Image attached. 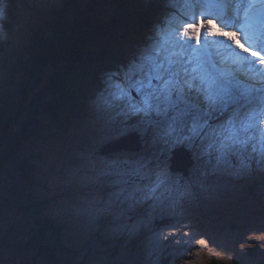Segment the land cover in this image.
Listing matches in <instances>:
<instances>
[{
  "label": "snow or ice",
  "instance_id": "1",
  "mask_svg": "<svg viewBox=\"0 0 264 264\" xmlns=\"http://www.w3.org/2000/svg\"><path fill=\"white\" fill-rule=\"evenodd\" d=\"M182 2L179 22L177 0H152L144 40L102 71L94 91L95 110L140 149L88 160V186L104 208L117 206L133 232L149 227L181 253L208 243L194 228L177 236L172 222L201 177L264 169V0ZM10 4L0 0V21ZM186 157L187 179L176 174ZM157 221L170 235L150 227Z\"/></svg>",
  "mask_w": 264,
  "mask_h": 264
},
{
  "label": "rangeland",
  "instance_id": "2",
  "mask_svg": "<svg viewBox=\"0 0 264 264\" xmlns=\"http://www.w3.org/2000/svg\"><path fill=\"white\" fill-rule=\"evenodd\" d=\"M184 11L182 0H177L176 21H183ZM42 13L39 11L34 14L21 7L17 0H11L7 18L0 21V104L6 102L17 117L24 98L27 101L41 95L49 105V101L61 97L58 93L48 94L47 88L55 83L54 76L58 73L59 66L54 68V63L60 64L66 60L54 62L52 57L45 59L40 56L39 61L43 66L36 68L37 60L30 61L32 51L24 50L28 41L27 30L29 32L31 26L39 23ZM95 89L91 90L85 101L86 112L77 100L79 96H84V90L81 93H69V100H63L65 103L59 105L67 108L68 120L64 122L68 125L66 132L61 130L57 119L62 120L56 112L41 114L39 118L43 134L24 141L17 158L10 161L2 173L0 264H75L82 257L87 259L88 264H104L110 257L109 251L112 254L116 252L113 259L118 260L114 263L112 259L107 264H137L140 260L142 264L146 261L147 264H179L173 254H180V264H264V211L253 212V206L258 208L253 204V199L241 211V196L236 203L233 197V187L237 189L238 185L232 181H249L253 173L264 175V169L257 168L255 164L251 170L238 174L210 176L207 179L201 177L202 183L198 182L191 189L193 196L182 202V207L176 210L172 220L181 225L176 231L177 236L194 228L198 238L203 236L208 240L206 245H193L191 252L181 253L182 246L170 244L167 240L156 242L153 239L154 232L149 227L142 225L133 232L131 224L134 221L119 216L117 206L104 208L98 194L88 186L92 175L88 160L93 156L110 159L115 155L131 152L120 149L103 153V149L116 148L115 140L123 135L119 133L121 125L107 123L95 110L92 103ZM77 116L79 117L73 120ZM18 120L23 121L24 116ZM64 123L62 121L60 124ZM26 156L32 158L31 165L35 175L33 183L27 182L28 185L22 183L24 176L19 171L17 173L20 179H12V174L20 167L21 158ZM192 168L193 165L187 173L178 171L176 174L184 175L187 179ZM255 191L261 197L258 203H264V178ZM26 194H29L32 201L41 202L38 211L35 209L38 204L35 205L34 212L30 210L31 213L21 209L22 198ZM45 204L46 207L43 206ZM240 214L243 217L240 218ZM47 216L57 218L60 222L61 241L67 244L62 254L56 251L50 255L38 252L36 245L40 242L33 241V217L43 219ZM228 224L237 227H227ZM150 227L156 231L163 228V235H170L171 232V229L163 227L158 221ZM137 238L140 239L136 247L130 249L128 240L134 241ZM213 240L216 241L215 245ZM100 245L104 247L98 249ZM115 245L117 248L113 250ZM169 247L173 249V253H168ZM128 253L131 259H127Z\"/></svg>",
  "mask_w": 264,
  "mask_h": 264
},
{
  "label": "trees",
  "instance_id": "3",
  "mask_svg": "<svg viewBox=\"0 0 264 264\" xmlns=\"http://www.w3.org/2000/svg\"><path fill=\"white\" fill-rule=\"evenodd\" d=\"M17 1L21 7L34 14L39 11L43 12L42 16L39 17V23L31 26L29 32L27 30L28 41L24 45V50L25 52H27L26 50L32 51L31 54L29 53L31 55L30 61L37 60L36 68L43 66L39 61L40 56L45 59L52 57L54 62H57L56 60L60 61V59L66 61L60 64L54 63V68L57 65L59 66L57 68L58 73L54 76L56 78L55 83L48 86L47 93H58L61 97L58 96L49 101V105L44 102V97L41 95L34 96L27 101L24 98L23 107L17 111L19 117L24 116V120L21 121L18 120L19 117L13 114V110L9 108L6 102L3 101L0 104V183L2 173L7 169L9 162L17 158L20 149L23 148V142L29 138H38L43 134L39 118L41 114L56 112L63 123L66 122L68 120L67 108L66 106L61 108L59 105L65 103L63 100H69V93L74 91L81 93L84 90V96H79L77 100L85 108V101L90 96L91 90L98 86L102 71L123 61L130 50L144 40L153 19L152 0ZM31 67L34 68L33 65ZM29 72L30 68H28V74ZM33 78L35 79V76ZM84 110L86 112V108ZM78 117L73 118V120ZM57 120L61 130L66 132L68 125L65 123L62 125L60 124L62 121ZM21 159L20 167L12 174V179L15 177L18 180L20 179L17 173L19 171L24 176L22 183L28 185V183H33L35 179L34 169L31 165L32 158L26 156ZM263 178L264 175L253 173L249 181H239L238 183L232 181L233 184L238 185L237 189L233 187V197L235 198L234 203H236L237 198L241 196V211H244V208L251 204V199L255 200L253 204L258 207L255 209L253 206V212L264 211V203H258L261 197L255 191ZM236 195L238 196L236 197ZM37 204L38 206L35 209L38 211L41 202L32 201L29 194H26L22 198L20 207L25 212L31 213L30 210H33ZM46 205L43 206L46 207ZM239 217H243L242 214ZM33 218L35 233L32 238L35 243L40 242L36 245L38 252L41 251V253L47 255L55 251L60 254L64 253L67 244L61 241L59 220L52 217ZM103 225L105 226V223ZM227 227L237 226L228 224ZM138 241L139 239L134 241L129 239V248H135ZM34 242L32 243L33 246L35 245ZM101 247L104 246L100 245L97 248ZM116 248L114 246L113 250ZM174 250L176 249L174 248ZM173 252L171 248L168 253ZM116 254V252L112 254L109 251L108 256L110 257L107 258V262L112 261ZM128 254L127 259H131L130 253ZM173 255L177 257L175 261L179 263V254ZM117 260V258H114L113 262L115 263ZM57 261H59V258ZM107 262H104V264H107ZM142 263V260H140L137 264ZM53 264H58V262ZM75 264H88V261L82 257ZM145 264H147V261Z\"/></svg>",
  "mask_w": 264,
  "mask_h": 264
},
{
  "label": "water",
  "instance_id": "4",
  "mask_svg": "<svg viewBox=\"0 0 264 264\" xmlns=\"http://www.w3.org/2000/svg\"><path fill=\"white\" fill-rule=\"evenodd\" d=\"M141 144H142L141 141L130 139L126 135L114 142V145L116 146V148L114 147L112 149H103V153H109L111 151L116 152V151H119L120 149H125L127 151H137L140 149ZM185 165H186L185 168L179 171H182L184 173L188 172V169L193 165L190 157H186Z\"/></svg>",
  "mask_w": 264,
  "mask_h": 264
},
{
  "label": "bare ground",
  "instance_id": "5",
  "mask_svg": "<svg viewBox=\"0 0 264 264\" xmlns=\"http://www.w3.org/2000/svg\"><path fill=\"white\" fill-rule=\"evenodd\" d=\"M107 3V2H106ZM106 5V4H105ZM177 5V4H176ZM138 7V6H137ZM112 10V9H111ZM119 10V9H118ZM125 10V9H124ZM200 10V9H199ZM206 10V9H205ZM249 55H250V53H248ZM93 98V97H92ZM91 98V99H92ZM107 129V128H106ZM117 131V130H116ZM105 134V133H104ZM107 135V134H106ZM107 137H109V136H107ZM112 137V136H111ZM107 141V140H106ZM105 141V142H106ZM104 145V144H103ZM111 146V145H110ZM38 172V171H37ZM257 174H259L260 175V173H257ZM251 177V176H250ZM259 179V178H258ZM253 185V184H252ZM44 186V185H43ZM259 186V185H258ZM41 187V186H40ZM46 198V197H45ZM50 202V201H49ZM109 214V213H108ZM38 216H39V214H38ZM48 217V216H47ZM106 217V216H105ZM109 219V218H108ZM44 220H46V219H44ZM50 220V219H49ZM57 221V220H56ZM74 223V222H73ZM110 223V222H109ZM64 224V223H63ZM77 224V223H76ZM65 227V226H64ZM111 228V227H110ZM68 229V228H67ZM48 233V232H47ZM49 234V233H48ZM51 235V234H50ZM61 235V234H60ZM82 235V234H81ZM117 235V234H116ZM120 236V235H119ZM145 238V237H144ZM63 239V238H62ZM65 239V238H64ZM119 245V244H118ZM116 246V245H115ZM114 248V247H113ZM110 250V249H109ZM112 250V249H111ZM172 251V250H171ZM168 258V257H167Z\"/></svg>",
  "mask_w": 264,
  "mask_h": 264
}]
</instances>
